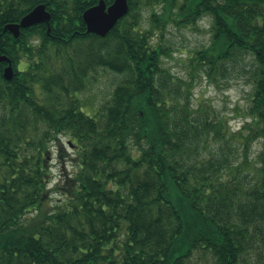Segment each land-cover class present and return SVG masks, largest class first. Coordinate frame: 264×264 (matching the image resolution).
I'll list each match as a JSON object with an SVG mask.
<instances>
[{
  "label": "trees",
  "instance_id": "trees-1",
  "mask_svg": "<svg viewBox=\"0 0 264 264\" xmlns=\"http://www.w3.org/2000/svg\"><path fill=\"white\" fill-rule=\"evenodd\" d=\"M98 2L0 0V264H264V0H128L104 37L83 19ZM41 3L49 24L4 29ZM206 15L187 66L248 73L238 129L164 65L168 27Z\"/></svg>",
  "mask_w": 264,
  "mask_h": 264
},
{
  "label": "rangeland",
  "instance_id": "rangeland-1",
  "mask_svg": "<svg viewBox=\"0 0 264 264\" xmlns=\"http://www.w3.org/2000/svg\"><path fill=\"white\" fill-rule=\"evenodd\" d=\"M150 10H144L143 23L149 25ZM212 19L209 15L202 16L199 21L188 27H176L170 25L166 32V44L171 55L165 56L164 65L171 69L173 73L186 78L195 77V98L209 100L217 110L225 116H231V124L238 129L243 120V114L248 107L251 93V81L248 73L228 71L225 76H219L216 82L210 81L204 73L201 75L190 74V67L187 66L189 58L195 50H200L211 43ZM6 55V54H5ZM106 76H100L98 83L94 84L86 94V100L92 101L97 105L102 96V91L107 88ZM92 109H89L91 111ZM65 149L73 153V145L67 136L63 137ZM260 144H255L254 154L259 150ZM51 163L54 181L61 178L63 173L69 172L73 165L72 161L66 158L63 163L59 162V152L55 146Z\"/></svg>",
  "mask_w": 264,
  "mask_h": 264
},
{
  "label": "water",
  "instance_id": "water-1",
  "mask_svg": "<svg viewBox=\"0 0 264 264\" xmlns=\"http://www.w3.org/2000/svg\"><path fill=\"white\" fill-rule=\"evenodd\" d=\"M128 11V0H113L110 4L106 0H99L97 4L89 7L83 13L87 32L102 37L106 36ZM50 19L51 12L44 3H41L25 14L20 21L6 24L4 29L9 30L14 36H19L22 28L44 22L49 24ZM1 61L8 62V65L4 68V76L6 79L11 80L15 72L11 59L0 53Z\"/></svg>",
  "mask_w": 264,
  "mask_h": 264
}]
</instances>
